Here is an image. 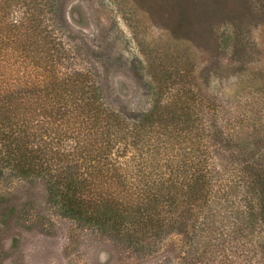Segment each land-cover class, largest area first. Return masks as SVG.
I'll list each match as a JSON object with an SVG mask.
<instances>
[{
  "label": "rangeland",
  "instance_id": "1",
  "mask_svg": "<svg viewBox=\"0 0 264 264\" xmlns=\"http://www.w3.org/2000/svg\"><path fill=\"white\" fill-rule=\"evenodd\" d=\"M238 6L237 0H0V39L14 37L17 45L27 44L30 57L22 47L11 52L18 61L28 64L32 56L39 60L31 44L35 36L40 43L52 38L53 46L62 38L76 49L93 42L92 50L82 47L72 62L81 68L94 56L110 67L115 105L134 113L149 109L152 102L179 106L176 114L190 119L193 136L215 114L229 140L213 152L223 174L212 181L216 210L209 230H198L197 210L180 207L165 213L178 224L163 223L159 237L145 238L149 244L140 251L62 217L39 186L6 169L0 178L5 200L0 210L11 206L14 211L3 218L0 211V264H264V215L246 176L251 166L264 171V52L250 49L234 55L229 38L227 45H214L216 33L210 37L207 27L218 29L223 20L214 15L211 20L207 12L204 16V10ZM183 11L191 18L188 25L180 21ZM249 21L253 30L260 23L258 16ZM62 43L66 51L68 45ZM6 45L13 49V44ZM13 66L26 71L23 63ZM185 146H190L187 141L174 149L168 144L167 150L172 156L179 152V161ZM186 155L195 163L202 159L198 152ZM151 157L153 163L155 155ZM29 199L35 209L28 214Z\"/></svg>",
  "mask_w": 264,
  "mask_h": 264
},
{
  "label": "trees",
  "instance_id": "2",
  "mask_svg": "<svg viewBox=\"0 0 264 264\" xmlns=\"http://www.w3.org/2000/svg\"><path fill=\"white\" fill-rule=\"evenodd\" d=\"M237 1V8L204 10L211 20L212 15L223 20L218 29L207 27L208 35L216 33L214 45L232 39L234 55L250 49L264 52V0ZM254 16L260 19L255 30L249 21ZM180 18L190 24L185 11ZM199 34L206 36L201 30ZM52 40L40 43L35 36L31 44L39 60L32 56L26 64L11 52L22 47L30 57L27 44L17 45L20 42L14 37L7 38L9 42L0 39V178L8 169L39 186L40 194L62 217L114 241L123 240L136 251L149 244L143 242L145 238L159 237L163 223L178 224L165 213L180 207L190 213L197 210L198 230H209L216 210L212 181L217 176L221 180L223 174L213 152L229 145L216 115L193 136L190 119L176 114L179 106L152 102L140 113L127 111L112 100L110 67L94 56L90 65L81 68L72 62L82 47L92 50L93 42H83L76 49L62 38L54 46ZM60 41L68 45L66 51ZM8 43L13 44L12 51L6 48ZM21 63L26 71L14 70L13 65ZM217 69L212 71L217 73ZM166 109L172 111L165 115ZM182 141L190 146H185L183 158L177 161L179 152L172 156L167 147L170 144L174 149ZM193 151L202 154L197 163L186 158ZM148 152L149 163L145 160ZM246 173L264 215V171L251 166ZM26 202L29 214L35 207L33 200ZM0 211L3 218L14 208L2 206ZM191 218L193 222L192 214Z\"/></svg>",
  "mask_w": 264,
  "mask_h": 264
}]
</instances>
